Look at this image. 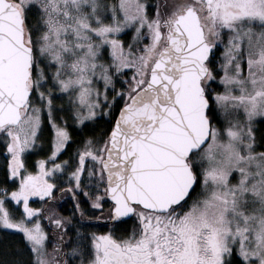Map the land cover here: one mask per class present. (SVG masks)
Segmentation results:
<instances>
[{
    "label": "snow or ice",
    "instance_id": "1",
    "mask_svg": "<svg viewBox=\"0 0 264 264\" xmlns=\"http://www.w3.org/2000/svg\"><path fill=\"white\" fill-rule=\"evenodd\" d=\"M0 153V264H264V0H0Z\"/></svg>",
    "mask_w": 264,
    "mask_h": 264
},
{
    "label": "trees",
    "instance_id": "2",
    "mask_svg": "<svg viewBox=\"0 0 264 264\" xmlns=\"http://www.w3.org/2000/svg\"><path fill=\"white\" fill-rule=\"evenodd\" d=\"M260 126H261V124H260V121L258 120V121H257V127H260ZM3 161H4V156H3L2 153H0V179H2V177H3V172H2ZM57 195H59V193H57ZM70 206H71L70 202H69L68 205H65L64 207H60V205H57V207L59 208V210H60L61 212H63L64 215H68V214H69L68 212H66V211L64 210V208H65V207H70Z\"/></svg>",
    "mask_w": 264,
    "mask_h": 264
},
{
    "label": "flooded vegetation",
    "instance_id": "3",
    "mask_svg": "<svg viewBox=\"0 0 264 264\" xmlns=\"http://www.w3.org/2000/svg\"><path fill=\"white\" fill-rule=\"evenodd\" d=\"M62 203V202H61Z\"/></svg>",
    "mask_w": 264,
    "mask_h": 264
},
{
    "label": "rangeland",
    "instance_id": "4",
    "mask_svg": "<svg viewBox=\"0 0 264 264\" xmlns=\"http://www.w3.org/2000/svg\"><path fill=\"white\" fill-rule=\"evenodd\" d=\"M258 121V120H257Z\"/></svg>",
    "mask_w": 264,
    "mask_h": 264
}]
</instances>
